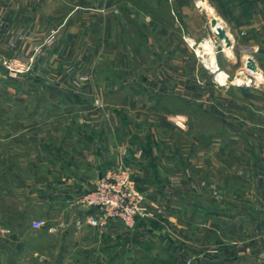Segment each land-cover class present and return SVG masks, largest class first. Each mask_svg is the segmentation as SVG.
I'll list each match as a JSON object with an SVG mask.
<instances>
[{"label": "crops", "instance_id": "0c3cea01", "mask_svg": "<svg viewBox=\"0 0 264 264\" xmlns=\"http://www.w3.org/2000/svg\"><path fill=\"white\" fill-rule=\"evenodd\" d=\"M199 3L201 6L197 0H0V55L11 54L6 50L5 40L18 29L35 34L56 30L55 42L48 56H44L47 60L44 74L53 67L58 73L50 79L44 78L43 82L33 74H30L33 77L12 79L0 68V249H6V245L10 259L16 258L17 246L21 247L23 242L29 244L27 241L33 233H42L46 238L44 251L55 255L45 257L47 260L95 262L100 259L104 264H121L130 253V243L155 242L156 225L145 227L137 222L127 228L118 220H110L103 229L89 222L95 214L94 208L77 202L107 169L121 163L131 166L149 206L171 212L167 215L169 228L182 229L177 219L183 215L185 228L191 231L185 234V239L192 235L191 240L198 238L193 233L196 228L209 229L212 225L222 229L226 221L239 230L264 223V90H242L231 126L217 112L220 124L215 141H190L180 154L181 145L180 149L178 145L172 148L166 142L169 149H174L166 162L158 155L156 122L152 119L166 110L155 105L144 114L148 117V127L137 128L130 124L131 118L136 121V114L128 108V103L136 106L143 101L172 98L192 106L199 94L169 92L165 88L166 80L159 82L161 92L149 93L146 86L149 80L144 75L131 76L135 72L133 68L144 69V63L130 66V76L123 81L111 72L112 75L102 78H90L86 82L87 93L75 87L82 83L77 76L94 67L91 60L94 51L89 46L90 55L86 58L87 46L86 42L83 46L79 43L81 38L92 36L97 30L107 36L115 30L119 33L121 20L133 24L137 36L168 38L171 51V43L182 23L191 22L188 29L182 30L188 38L195 40L199 36L201 21L205 16L209 21L202 8L207 5L217 11L210 9L211 19L212 12L220 16L231 40L233 36L241 39L245 48L248 46L255 54L254 62L264 73V0H201ZM50 5L72 6L71 20L66 13L56 18L59 25L51 24ZM193 21L197 24H192ZM32 43L20 42L17 49L25 52ZM157 47V52L165 51L164 46L161 50ZM67 50L70 61L58 59ZM188 86L192 89L193 84ZM134 88L136 93L132 92ZM123 91L119 102H105V95L115 96ZM97 96L105 102L102 108L94 106ZM242 100L248 105L241 106ZM202 111L213 113L206 107ZM228 129L233 133L230 141L225 139ZM230 154L231 164L226 163ZM177 176L181 185L172 181ZM37 219L44 224L33 227L32 222ZM54 238L56 248H52ZM159 239V242L166 240ZM169 240L176 249L177 239L169 236Z\"/></svg>", "mask_w": 264, "mask_h": 264}, {"label": "rangeland", "instance_id": "374dc122", "mask_svg": "<svg viewBox=\"0 0 264 264\" xmlns=\"http://www.w3.org/2000/svg\"><path fill=\"white\" fill-rule=\"evenodd\" d=\"M117 1L121 2L122 0ZM72 8V6L62 7L58 5H50L48 7L50 13H52V22L50 23L59 25L57 22L59 19L56 20V18H59L60 15L66 13L68 19L71 20ZM202 8L206 12L209 21L206 16L203 18L201 21L200 34L197 38H195L194 41L198 43L200 41H204L207 37H212L218 44V40L215 36L216 33H213L212 30H210L211 16L209 13L211 8L214 9V11L216 8L212 5L202 6ZM94 9L97 10L96 7ZM82 10L85 9L82 8ZM3 18L4 17H2V19ZM69 22L70 21H68V23ZM221 22L224 24L222 19ZM190 23L191 22L186 21L182 23V28L178 26V34H180H177V37L174 38V43H171V45H173V49L171 51L168 49V44L170 43H168V38H158V41V39L154 36H149L147 38L137 36L135 33L136 30H133V24L122 22L121 20L118 22L120 27L119 33L117 30H115L113 34L107 36L106 34H103L102 31L97 30L92 36L83 37L81 38L82 41H79L80 44L82 43V46L84 45L83 42H86V49L83 47L86 50V52L83 51L84 55H86V58H88L87 55L89 54V46L92 49L90 51H94L91 53V60H94V67L92 70H90L92 73L88 70L86 74L77 76L82 81L80 87L78 85L75 86L79 88L78 90L81 89V91H85V93H87L88 91L86 82L90 78H94L96 76L102 78L105 75H112L111 72L117 76V80L120 79V81H123L125 77L130 76V66L136 67L137 65L144 63L145 68H141L138 71L134 70L135 68H133L132 71L135 72L131 74V76L134 75L136 78H139L140 76L144 75L146 79L149 80V83L146 85L147 89H149V93L161 92L162 89L159 85V82L161 83V81L164 82V80H166L165 88L169 89V92L172 91L183 94L184 92L190 93L193 91L200 95L198 100L195 101L194 105L192 106H186L184 102L172 98L161 99L159 101L153 102L143 101L141 105L138 103V101H136L135 104H139L136 106L132 105L133 102L128 103V108H130V110L134 111V114H136L134 117V120L136 121H133V118H131L130 124L132 127L137 128L140 127L144 129L145 127H148V117H145L144 114L148 110H153L155 105L160 106V109L162 110H166L162 111L160 115H154L152 118L156 122L155 134L158 137V147H160V150H158V155L160 158L164 157L166 162H168L169 153L174 154V149L172 148L175 145H181V149L179 146L180 154V152L185 151L184 146H186V144H188L190 141H215L217 126L220 124V120L216 119L217 112L221 114V116H224L225 123L231 126L234 118L233 111L240 106H238V98L242 96V90H264V85L262 83H255V81H253L248 85L244 83V79L241 82L234 80L241 71L245 61L244 58L247 57L244 56L245 54H250L253 60L256 61L255 54L252 53V51H246L247 48L244 47L245 45L241 39L235 38L234 36L232 37L233 57L226 55L222 51H217L215 60L211 61V59V62L204 64L201 61V57H199L195 51L194 45L190 44L188 41V35L184 34L182 31L188 29L187 27L190 25ZM192 24L196 25L197 21H193ZM22 32L23 30L20 31L18 29L6 37L5 41L8 48H6V50L11 52V54L15 52L26 54V51H19L17 49L16 45H18L19 41H21V44L34 42L32 39H24V37L22 38L21 36L15 37ZM12 37L16 38L17 42L15 41L14 49H9L8 45L9 41L13 39ZM155 45H158L159 47L157 48L160 50L162 46H164L165 51L157 52ZM69 52L70 51H64V57H58V59H61L63 62L70 61ZM53 55L54 53L51 56L53 57ZM80 55L82 56L81 52ZM169 60H171V65H168ZM246 63L248 64L249 62ZM112 65H114L113 67L115 68H112ZM168 66L171 68H168ZM158 67H160V69H158ZM31 74L37 76L40 80H43V82L44 78L50 79L52 76L58 75L54 67L45 74L44 69L39 73L33 72ZM65 74L67 73L65 72ZM154 83H157V85ZM190 83L193 84L192 89L190 86H188ZM83 86H85L84 90L82 89ZM132 92L136 93V89L134 88ZM101 93V95L104 94L103 91ZM124 93L125 92L123 91V93L119 92L115 94V96L108 95V97L105 95L107 99L105 98L104 100L105 102L106 100L109 102H119L121 95ZM144 93L148 94V92ZM202 94L204 97L201 96ZM204 99H206V101H203ZM105 102L101 99V97L97 96L94 100V106L96 108H102ZM240 104L243 107L248 105V103H245L244 100H242ZM202 107L208 108V110L212 111L213 113L209 114L202 111ZM212 132L215 133V137L212 136ZM225 136L227 137L225 138L226 140H232V131L228 129L225 132ZM166 142L172 144L171 149H169L170 147H167L165 144ZM228 151L232 153L231 149ZM231 156L232 155L230 154L229 158H226V163L231 164ZM177 177L178 178L173 177L172 181L174 183V180L178 179L177 183L178 185H181V178L180 176ZM230 183L231 182H227V184ZM153 210L155 209L153 208ZM169 214H171V212H167L166 209H161V212H157L153 217L142 218L139 221L145 227H151L153 225L157 226V228L154 229L155 242H141V245L130 243V253L126 260H123L121 264H218V262L219 264H264V252L262 247L264 223L259 227H253L249 229L243 228L240 230L235 228L231 221H226L225 224L222 225V229H215V227H212V225L209 224V229H192L194 231L193 233H195V237L198 238L191 240V238L194 236L192 235L188 240L185 239L184 236L187 232L191 231L190 229L185 228V218L183 215H181L182 218L178 216L177 219L179 220V224H181L182 229H179L180 227L173 229L169 228L168 226ZM169 236L177 239L176 242L178 245L176 249H173L170 245ZM29 237L30 238L27 241L29 244H25L23 242L24 245H21V247L17 246L16 249L14 248L17 252L15 259L9 258L11 253H9L10 251L8 250V247L4 245L6 249H0V264L106 263L100 261V259L98 261L96 260L95 262L56 260L55 258L47 260L45 257H53L55 255H53L51 252L46 253L44 251V241H46L44 235H42V233H33ZM159 238H164L166 240H161L159 242ZM56 241L57 240L54 238L52 248L57 247ZM65 241L68 240L65 239ZM12 251L14 250L11 249V252ZM174 254L175 256L172 257L171 255ZM206 255L215 257V260H213V258L209 259L208 256L207 258L203 259V256L206 257ZM101 260L103 259L101 258Z\"/></svg>", "mask_w": 264, "mask_h": 264}, {"label": "built area", "instance_id": "2783aa9c", "mask_svg": "<svg viewBox=\"0 0 264 264\" xmlns=\"http://www.w3.org/2000/svg\"><path fill=\"white\" fill-rule=\"evenodd\" d=\"M17 36L32 39L26 54L13 53L0 55V67L6 77L17 79L33 72H41L46 67L44 56H48L49 49L55 42L56 30H49L40 34L23 31ZM13 38V37H12ZM16 38L9 41V49H14ZM17 42V41H16ZM21 41H19L20 43ZM17 46V45H16ZM255 81L249 78L245 84ZM255 83H257L255 81ZM264 85V82H258ZM97 101V100H96ZM97 103V102H96ZM177 184V180H174ZM77 202L86 208H94L95 214L90 216L89 222L101 228H106L110 220H118L127 228L134 227L142 218L153 217L161 208L150 207L136 184L131 166L118 164L107 169L95 182L92 189L77 198ZM44 221L37 219L32 222L33 227H39ZM264 252V233L262 236Z\"/></svg>", "mask_w": 264, "mask_h": 264}, {"label": "bare ground", "instance_id": "6f19581e", "mask_svg": "<svg viewBox=\"0 0 264 264\" xmlns=\"http://www.w3.org/2000/svg\"><path fill=\"white\" fill-rule=\"evenodd\" d=\"M199 1L197 0L198 5H200ZM201 6V5H200ZM211 29L213 33H217V28L221 27L223 30V36L220 39H217L218 42L222 45V49L220 51L225 52L227 55H232V51L230 46H233V42L231 40V37L228 35V33L225 31L224 24L221 22L220 17L216 15L215 12H212V19H211ZM209 26V27H210ZM227 30V29H226ZM228 31V30H227ZM217 38V37H216ZM229 41L228 45H225L224 40ZM188 41L190 44L194 45L195 51L201 57V61L205 63L211 62L210 60L214 57V55L217 53L218 50H216V44L215 40L212 37L205 38L204 41L195 42L192 38H188ZM245 47V46H244ZM247 47V50H249V47ZM245 50V49H244ZM244 56H247L248 58H244L245 61L243 63V66L241 68V71L238 73V76L235 77V81L241 82L244 80L249 81V78L254 79L257 83L258 82H264V73L259 69L256 62H254L253 58L250 54H245ZM246 62H249L248 64ZM207 66V64H206ZM227 75V73H226Z\"/></svg>", "mask_w": 264, "mask_h": 264}, {"label": "water", "instance_id": "95a60500", "mask_svg": "<svg viewBox=\"0 0 264 264\" xmlns=\"http://www.w3.org/2000/svg\"><path fill=\"white\" fill-rule=\"evenodd\" d=\"M212 23V21H210ZM215 36L217 37L216 39H220L223 36V30L221 27L217 28V33L215 34ZM228 38H226V40H224L225 45L229 44V41L227 40ZM216 49L218 51H220L222 49V45L220 44V42H218V44L216 45Z\"/></svg>", "mask_w": 264, "mask_h": 264}]
</instances>
